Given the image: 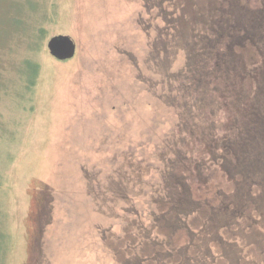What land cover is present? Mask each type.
<instances>
[{
	"label": "rangeland",
	"instance_id": "1",
	"mask_svg": "<svg viewBox=\"0 0 264 264\" xmlns=\"http://www.w3.org/2000/svg\"><path fill=\"white\" fill-rule=\"evenodd\" d=\"M213 1L0 0L3 264H264V6L228 0L259 44L245 66L214 52L226 21L205 37ZM59 35L76 47L60 61Z\"/></svg>",
	"mask_w": 264,
	"mask_h": 264
},
{
	"label": "trees",
	"instance_id": "2",
	"mask_svg": "<svg viewBox=\"0 0 264 264\" xmlns=\"http://www.w3.org/2000/svg\"><path fill=\"white\" fill-rule=\"evenodd\" d=\"M246 1L247 2H245V3L248 6L249 11H253V10H257V9L259 10L262 6H264V5H261L262 3H264V0H246ZM207 6H208V8L204 9V11H202V15L208 21L204 25V30L206 32V34H205L206 35L205 36L206 39L208 40V37L211 38L212 34L214 35L212 37V39L219 38V36L217 34H215V32L222 31L220 29L221 28L220 24H222V22L225 23V21H226V23H225L226 27H227V29H229V32L226 33V35H224L222 38H220L218 40L217 46L214 45V52L217 55L224 54V56H232V54L234 56L238 55L241 58L240 62L242 64H246L245 66H247L248 64L256 65V63L260 62V57H259L260 52L257 51L259 44L258 43L254 44V41L251 39L250 35L246 36L245 29H242V27L235 26L233 23H231V21H233V19H234V17L231 16V13H230V9L232 7L231 6V1H228V0H216V1H213V3L207 4ZM37 24H39V23H37ZM40 24L36 25L34 32H35V34L39 35L41 38L44 39V38H46V37H44L46 30H45L44 26H42ZM232 25H234V26H232ZM212 27L214 28V30L212 29ZM243 34H245V37L243 39L244 40L243 45L242 44H238V42L234 41V39L236 37L243 36ZM209 41H210V39H209ZM209 41H207V42H209ZM39 47H40V45L36 46V48H39ZM230 50H231L232 54H229V53H231ZM210 54L213 55L214 62L212 61V62H210L208 64L209 65H214V66L210 67V68H208L209 65H206V66L202 67L198 71V75L200 73L201 74L211 73V72H214L215 69H217L218 64L215 63L216 62V58L214 57V53H212V51H211ZM56 60H58V59H56ZM37 65H38V63H36V61L35 62L33 61L32 63H30L29 64L30 70L34 71V69L37 68ZM207 79H208V83H209V81L211 80V76L207 77ZM252 79L253 78L250 75H246V74L243 75V80L245 82V85H244L245 87H242L243 88V91H242L243 96H242V98H244V101H245L244 104H247L248 102L252 101L254 98H256L257 95L259 97L262 96V94L260 95L261 91H259L260 87L258 85H256L252 81ZM221 80L222 79L216 78L215 83H219V82H221ZM227 117H228V121L232 120L233 116H232L230 111L227 112ZM226 147L228 148V154L229 155H233V149L230 148L228 145H226ZM188 185H189L188 192H189L190 199L192 200V202L195 201V200H198L200 195H202V193L201 192L195 193V191H196V189H201L202 188L201 183L199 181L194 182V181L190 180V182H188ZM231 193H233V192H231ZM186 194L188 195V193H186ZM179 195H181V194H179ZM170 201L173 202L174 199L169 198L168 201H167V205H165L163 210H165V208L171 207L170 206ZM217 201L221 202L220 198L216 200V204H218ZM183 203H185V201ZM172 208L174 209V204H172ZM161 213H163V212H161ZM211 215L212 214H210L209 217ZM1 225H2V223L0 222V228H2ZM178 231H179V234L177 236L178 239H182L183 240V238H185V236L187 237V235H186L188 233L187 230L185 231L183 229L181 230V229H178V228L174 229L172 226L167 230V232H166V229H164V228L160 229V231L157 230V232H161V233L164 234L163 235V239H165L166 237L174 239V237H171V236H175L176 237L175 233H177ZM183 231H184V233H183ZM126 237L128 238V236H126ZM115 241H114L115 243L113 242V244H112L113 246L118 243L117 240H115ZM120 241L124 243L125 242V237L120 238ZM7 245H8V237H7V235H5V233H1L0 234V264H3V262H4V259H5L4 255H5V252H6L7 247H8ZM115 249L118 250V246H115ZM168 249H169V251H171L170 247H168ZM159 251H162V248H160Z\"/></svg>",
	"mask_w": 264,
	"mask_h": 264
},
{
	"label": "water",
	"instance_id": "3",
	"mask_svg": "<svg viewBox=\"0 0 264 264\" xmlns=\"http://www.w3.org/2000/svg\"><path fill=\"white\" fill-rule=\"evenodd\" d=\"M46 49L58 60L71 58L76 51L74 40L71 36H52L47 40Z\"/></svg>",
	"mask_w": 264,
	"mask_h": 264
}]
</instances>
